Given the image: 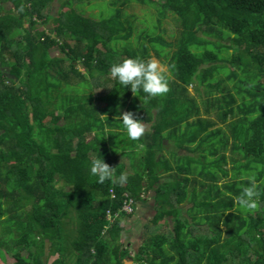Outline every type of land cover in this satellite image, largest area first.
I'll list each match as a JSON object with an SVG mask.
<instances>
[{
    "label": "trees",
    "instance_id": "16d2710c",
    "mask_svg": "<svg viewBox=\"0 0 264 264\" xmlns=\"http://www.w3.org/2000/svg\"><path fill=\"white\" fill-rule=\"evenodd\" d=\"M56 1L0 0L3 263L264 264V0H112L100 19L91 0H62L53 15ZM133 3L156 10L153 30L136 36L123 12ZM171 15L175 43L161 35ZM154 56L169 90L147 102L110 74ZM126 111L151 131L129 139ZM165 140L191 154L185 165L162 154ZM96 157L112 179L91 174ZM248 177L255 209L235 200ZM152 190L157 214L133 256L122 242L133 214L119 211Z\"/></svg>",
    "mask_w": 264,
    "mask_h": 264
},
{
    "label": "clouds",
    "instance_id": "9594fccd",
    "mask_svg": "<svg viewBox=\"0 0 264 264\" xmlns=\"http://www.w3.org/2000/svg\"><path fill=\"white\" fill-rule=\"evenodd\" d=\"M110 74L123 86L130 87L133 93L142 91L144 102L150 98L162 95L169 90L168 80L162 73L158 62L152 59L127 58L111 66ZM117 118V116H116ZM123 130L129 139L136 141L145 133L143 122L135 118L133 112L126 111L118 116ZM141 147H143L141 145ZM103 157H96L91 160L90 172L98 178L99 183L113 178V172ZM119 183H126L128 176L121 172ZM249 183L242 187L240 195L235 200L244 209H255L258 207L257 198L260 196V188L254 177H248ZM137 204V203H136Z\"/></svg>",
    "mask_w": 264,
    "mask_h": 264
},
{
    "label": "rangeland",
    "instance_id": "374dc122",
    "mask_svg": "<svg viewBox=\"0 0 264 264\" xmlns=\"http://www.w3.org/2000/svg\"><path fill=\"white\" fill-rule=\"evenodd\" d=\"M62 0H57L54 4L53 8V15L58 14L60 11V4ZM92 3L90 5H84L85 10L88 14L91 16H94L98 19H100L101 15L109 16L112 11V0H91ZM7 7L9 5L7 4ZM123 12L127 16H133L135 17L136 22V36L141 29H148L151 28L153 30V26L156 22V10L139 5L136 3H133L131 5H128L126 7H123ZM49 27H51L49 25ZM181 32V27L175 17L173 15L169 16L167 19H165L163 24V29L161 31V35L164 36L166 42L175 43L176 39L179 37ZM152 60H155L158 62V65L162 72H169V69L166 65L162 64V62L156 58V56L153 57ZM81 70H83L81 68ZM230 84V83H229ZM190 92L192 95H197L195 92V89L193 87H190ZM224 128H226L224 126ZM231 154V153H230ZM229 154V155H230ZM184 157L178 161V163H185ZM117 162L125 163L128 165V159L125 158H118ZM185 165V164H184ZM229 167L231 164L228 165ZM231 169V167L229 168ZM222 185V184H221ZM154 195L151 194L147 199L150 200L148 204L144 205L143 203L136 204L135 213L132 217H130L127 220V230L122 235V242L125 245V247H128L131 249L132 255H135V252H137L138 248L143 244L144 240L146 239V231L149 227V222L154 218V216L157 214V211L155 209L156 205H154V202L152 201V197ZM56 257H52L50 259V262L54 260ZM9 260L13 261L12 256H9ZM0 264H4L3 261L0 259Z\"/></svg>",
    "mask_w": 264,
    "mask_h": 264
},
{
    "label": "crops",
    "instance_id": "0c3cea01",
    "mask_svg": "<svg viewBox=\"0 0 264 264\" xmlns=\"http://www.w3.org/2000/svg\"><path fill=\"white\" fill-rule=\"evenodd\" d=\"M145 126V131H151V128L153 126V123H144ZM165 144V150L162 152L163 155L166 156V158H168L172 164L173 167H177V160H176V155L175 157H173V154L177 153V155L181 156V157H185V156H190L191 154L189 152H187V150L185 149H180L178 148L175 143L172 140H165L164 142ZM173 152V154H172ZM176 169V168H175ZM171 180L168 177H164V180ZM164 180H162V182H164ZM153 194L154 196L152 197V201L154 202L155 205V196H156V192L155 190L149 191L148 193L144 194V201L138 202L139 204L143 203L144 205L148 204L150 200H148L147 198ZM156 209V207H155Z\"/></svg>",
    "mask_w": 264,
    "mask_h": 264
},
{
    "label": "built area",
    "instance_id": "2783aa9c",
    "mask_svg": "<svg viewBox=\"0 0 264 264\" xmlns=\"http://www.w3.org/2000/svg\"><path fill=\"white\" fill-rule=\"evenodd\" d=\"M111 194H112V198H115V194H114V191L113 190L111 191ZM135 205H136V203L134 202L133 199H128L124 203L123 207L120 209L119 213H123L124 212L127 215L134 214V212H135ZM108 220L109 221L112 220V214H111V212H108Z\"/></svg>",
    "mask_w": 264,
    "mask_h": 264
},
{
    "label": "water",
    "instance_id": "95a60500",
    "mask_svg": "<svg viewBox=\"0 0 264 264\" xmlns=\"http://www.w3.org/2000/svg\"><path fill=\"white\" fill-rule=\"evenodd\" d=\"M125 264H134L133 260H128Z\"/></svg>",
    "mask_w": 264,
    "mask_h": 264
}]
</instances>
